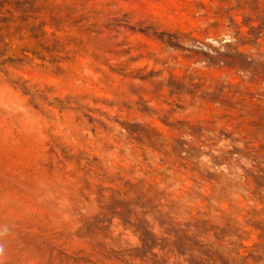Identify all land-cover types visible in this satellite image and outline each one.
<instances>
[{
	"label": "rangeland",
	"instance_id": "obj_1",
	"mask_svg": "<svg viewBox=\"0 0 264 264\" xmlns=\"http://www.w3.org/2000/svg\"><path fill=\"white\" fill-rule=\"evenodd\" d=\"M0 264H264V0H0Z\"/></svg>",
	"mask_w": 264,
	"mask_h": 264
},
{
	"label": "clouds",
	"instance_id": "obj_2",
	"mask_svg": "<svg viewBox=\"0 0 264 264\" xmlns=\"http://www.w3.org/2000/svg\"><path fill=\"white\" fill-rule=\"evenodd\" d=\"M2 251H3L2 248H0V254H2Z\"/></svg>",
	"mask_w": 264,
	"mask_h": 264
}]
</instances>
